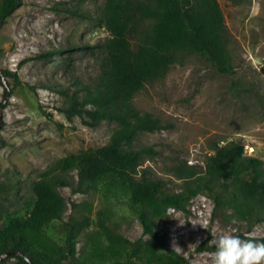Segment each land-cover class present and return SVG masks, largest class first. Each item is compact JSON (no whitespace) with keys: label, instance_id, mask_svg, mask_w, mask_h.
Masks as SVG:
<instances>
[{"label":"rangeland","instance_id":"obj_1","mask_svg":"<svg viewBox=\"0 0 264 264\" xmlns=\"http://www.w3.org/2000/svg\"><path fill=\"white\" fill-rule=\"evenodd\" d=\"M218 2L234 72L219 73L203 57L188 54L163 77L147 82L131 101L140 113L169 125L141 132L135 144L153 146L156 154L147 156L140 170L165 180L173 191H180L182 181L172 169L187 164L201 171L214 142H242L246 154L264 160V0ZM103 3L20 0L0 26V228L7 216L29 211L31 183L43 171L69 153L110 139L114 121L90 126L60 110L61 90L91 87L103 71L106 53L100 45L109 36L99 20ZM67 179L71 185L59 187L67 208L62 219L46 227L55 243L63 245L67 223L85 215L91 225L78 235L76 249H90L99 210L107 211V223L130 241L143 236L126 195L104 182L75 191L76 171ZM160 226L168 243L190 264H212L208 254L225 233L241 238L251 233L264 241L263 221L250 224L231 210L214 213L213 200L201 193L190 199L186 210L169 209Z\"/></svg>","mask_w":264,"mask_h":264},{"label":"trees","instance_id":"obj_2","mask_svg":"<svg viewBox=\"0 0 264 264\" xmlns=\"http://www.w3.org/2000/svg\"><path fill=\"white\" fill-rule=\"evenodd\" d=\"M18 1L0 0V26ZM99 20L109 33L100 45L106 53L103 71L91 87L61 90L60 110L90 126L103 120L116 125L106 144L69 153L31 183L29 211L7 216L0 228V264L10 259L14 264H66L76 258L79 264H190L168 243L160 222L169 209L186 210L200 193L213 200L214 213L231 210L250 224L264 222V160L246 154L242 142H214L201 171L193 165L175 166L172 173L182 181L180 191L169 190L165 180L140 170L156 151L151 145L136 146L137 136L169 125L151 113H140L133 96L173 64H182L188 54L203 57L219 73L234 72L218 0H104ZM72 171L77 176L75 191L104 182L126 195L145 238L130 241L107 223V211L99 210L93 245L81 247L80 257L77 237L91 225L89 217L67 223L63 245L50 239L46 227L62 219L67 202L59 187L71 185L67 174Z\"/></svg>","mask_w":264,"mask_h":264},{"label":"clouds","instance_id":"obj_3","mask_svg":"<svg viewBox=\"0 0 264 264\" xmlns=\"http://www.w3.org/2000/svg\"><path fill=\"white\" fill-rule=\"evenodd\" d=\"M214 247L208 254L212 264H264V241L251 233L248 238L225 233L217 237Z\"/></svg>","mask_w":264,"mask_h":264},{"label":"water","instance_id":"obj_4","mask_svg":"<svg viewBox=\"0 0 264 264\" xmlns=\"http://www.w3.org/2000/svg\"><path fill=\"white\" fill-rule=\"evenodd\" d=\"M19 6H20V1H18L17 5L15 6L14 9H16V8L19 7Z\"/></svg>","mask_w":264,"mask_h":264}]
</instances>
